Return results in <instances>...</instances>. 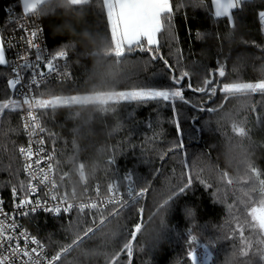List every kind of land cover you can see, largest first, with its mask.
<instances>
[{"label":"snow or ice","instance_id":"6c2138e0","mask_svg":"<svg viewBox=\"0 0 264 264\" xmlns=\"http://www.w3.org/2000/svg\"><path fill=\"white\" fill-rule=\"evenodd\" d=\"M260 5L257 18L260 31L264 33V0H260ZM94 6H98L99 13L106 18L105 36L109 46L104 53L115 60L117 78L122 86L97 95H86L77 90L58 91V85L63 86L73 80L67 61L75 44L72 41L62 42L55 50L43 47L38 42L43 28L35 20L30 24L28 18L52 15L57 7L91 11ZM19 7L22 9L19 15H13L12 6L6 9L8 22L14 25L13 31L23 32L20 40L26 46L14 60L7 58L6 40L0 34V75L6 79V88L0 98V149L7 154L8 143L15 146L11 136L18 134L20 127L12 126V114L19 116L29 142L27 146L16 148L22 158V166L13 169L10 160L8 164H0V171L13 177L6 182L11 185L13 213L22 217L35 216L40 212L51 215L64 237L63 240H53V233H49L46 244L27 228L20 227L14 214L9 216L5 213L0 202V216L3 217L0 219V264H64L74 249L91 243L106 225L119 219L124 221L120 246L104 254V264H134L135 253L146 251L144 246L137 243L138 238L157 217L164 228L165 238L169 229L166 215L177 201L194 193L197 184L209 193L213 204L225 206L227 219L220 224L211 221L200 223L198 206L185 204L183 212L188 226L185 233L175 232V235L177 238L183 237L187 244L186 261L178 260L177 264H220L222 260L224 264H264V168L258 167L249 157L240 161L232 171L213 166L202 155L189 158L183 151L185 129L181 120L198 122V118L189 116L178 107V104L188 106L213 116L232 100L240 99L244 101L241 109H246L247 115L243 120L228 123L227 128L231 133L242 139L250 138L249 116H254L255 123L264 127V64L258 69L253 68L259 73L257 78L244 79L239 74L247 58L238 56L232 67V72L237 76L229 80L227 57L221 60L218 56L215 67L211 69L202 66L196 59L185 63L187 57L180 47L176 25L177 14L188 8L205 10L207 17L216 21L224 18L228 30L223 36L216 32L222 51L223 43L232 41L236 36L239 15L254 9L255 4L250 0H210V4L208 0H177L175 4L173 0H19ZM184 19H188L186 12ZM195 35L198 40H206L212 33L197 30ZM240 42L264 53V43L243 38ZM8 44L11 47L10 39ZM166 45L169 49L167 56L162 51ZM137 54L140 55L136 59L131 58ZM143 55L147 59H143ZM60 61H65L63 70L59 66ZM157 61L161 62L162 67L156 66ZM151 67L156 68L152 73L153 79L141 80L140 74ZM26 71L29 73L27 78L24 76ZM156 77L160 79L156 80ZM186 91L207 95L213 106L194 103L185 95ZM218 94L219 99H214ZM257 96L260 99H256ZM126 102H155L170 107L176 139L170 141L166 149L153 150L162 162L175 157L181 166L179 174L175 168L166 174L161 166L153 168V178L148 179L134 170H126L122 178L115 176L108 180L106 192L102 195L99 181L89 188L83 160H73L82 169L80 180L84 195L78 197L73 190L70 196L65 184L68 169L60 170L61 160L55 149L57 134L48 133V138L53 142L51 151H45L43 136L39 139V150H33L31 138L38 132L42 134L47 131L42 115L50 112L55 116L58 110L66 109L67 118H78L80 112L73 109L92 105L103 117L117 116L118 106ZM88 122L85 119L80 127L73 128L74 136L79 134L81 127H87ZM209 123L204 121V126ZM216 123L219 127L220 121ZM122 126L117 119L109 135L119 131ZM157 139L158 133L146 138L141 145V156L148 151L147 145L154 144ZM132 147L134 149L135 145ZM71 150L73 153L79 152L75 139L72 140ZM102 150L106 151L104 148ZM116 152L115 145L107 149L104 162L106 177L110 171L116 172ZM141 162L150 163L146 160ZM21 171L26 180L19 178ZM205 172L209 173L208 177L204 175ZM213 173L214 182L210 179ZM156 179H160L159 188L154 186ZM40 192L44 193L43 196L38 195ZM90 192L95 195H90ZM150 194L154 197L153 207L146 215ZM9 220L11 222L6 223ZM159 243L158 235L156 243L147 251L151 253ZM50 245H55L51 254L47 251ZM198 249H202V252H198ZM78 259H69L67 264H74ZM144 264H150V261Z\"/></svg>","mask_w":264,"mask_h":264},{"label":"trees","instance_id":"16d2710c","mask_svg":"<svg viewBox=\"0 0 264 264\" xmlns=\"http://www.w3.org/2000/svg\"><path fill=\"white\" fill-rule=\"evenodd\" d=\"M14 1L0 0V34L4 37L7 30L5 10L10 6L14 7ZM176 2L177 0H173L174 4ZM208 3L210 4V0ZM250 3L255 4V8L239 15L236 22V36L232 41L223 43L222 51H220V42L216 39V32L223 36L228 30L224 18L219 21L209 19L206 11L201 9L188 8L178 13L176 25L180 47L183 48L187 57L185 63L196 59L200 61L202 66L211 69L215 67L218 56L221 60L227 57L228 79L232 80L237 76L236 73L232 72L233 63L238 56H241L247 58V63L239 75L244 79L257 78L259 73L253 71V68L258 69L261 64H264V53L255 48H249L240 42L243 38L264 43V33L260 31L257 18V12L261 10L260 0H250ZM185 12L188 16L187 20L184 19ZM39 22L44 30L43 35L47 49L55 50L58 45L67 41H72L75 44V48L73 52L69 53L67 61L73 80L63 86L58 85V91L61 89L65 91L77 90L82 94L95 95L122 86V82L117 78L115 60L104 53V49L109 46L105 36L107 34L106 18L99 13L98 6H94L91 11L57 7L54 14L39 18ZM197 30H206L212 35L206 40H198L195 35ZM162 51L167 56L169 51L167 45ZM138 55L140 54L131 58L136 59ZM142 58L147 59V56L143 55ZM156 66L162 67L161 62L157 61ZM155 70V67H151L148 71L142 72L140 79L152 80V73ZM203 74V69H201V75ZM155 79L159 80L160 78L156 77ZM217 80L220 78L217 77ZM5 88L6 79L0 75V98L3 97ZM185 95L194 103H202L205 107L213 106L207 95L192 93L191 91H186ZM214 99L218 100L219 94ZM256 99H260V97L257 96ZM243 103V100L234 99L213 116L207 112H198L188 106L178 104L183 112L198 118V122L191 119L181 120L185 129L183 151L188 154V157L202 155V158L213 166L228 168L229 171L235 169L245 157H249L255 161L258 167L264 168V146H261L264 145V127L255 123V117H248V127L251 129L250 138L242 139L234 136L227 128L231 120L240 121L247 115V110L241 109ZM73 111H79L80 117L67 118L66 109L58 110L55 116L49 112L41 117L47 129L46 148L50 151L53 148V142L48 138V133L57 134L55 149L61 160L60 170L68 169V178L65 181L68 189L80 187L77 173L78 164L73 163V160L78 159L83 160V170L86 171L89 185L99 181L102 189L106 187L109 179H113L115 176L122 178L126 170H134L137 174L148 179L153 178V168H160L161 166H163V171L166 174H170L173 168L176 169L177 175L179 174L181 166L175 157H169L162 162L153 150V148L166 149L169 142L176 139L169 106L158 105L155 102L147 104L126 102L118 106L117 116L108 115L107 117L101 116L96 111V107L92 105L73 109ZM262 115H264V110H262ZM85 119L89 121L87 127H81L79 134L74 136L73 128L80 127ZM117 119L123 126L119 131L109 135ZM204 121H210L209 125L204 126ZM217 121H220L219 127ZM11 124L13 127H20L18 115L12 114ZM149 124L152 125L151 128H149ZM193 129H199V131H193ZM154 133H158V139L154 144L147 145L148 151L141 156L142 143L145 142L146 138H151ZM73 139L79 144L78 153H73L71 150ZM11 140L15 141V146L8 143L7 154L0 149V164H8L11 160L12 168L16 169L21 167L16 151V148L23 143L21 131L12 135ZM114 145L117 146L116 172L110 171L106 177L104 175V162L107 157V149ZM132 145H135L134 149ZM103 148L106 150L105 152L102 150ZM62 151L64 154L60 155ZM145 160L150 161V163L141 162ZM204 175L208 177L209 173L205 172ZM19 178L24 180L22 172H20ZM10 179L13 177H10L5 171H0V196L4 199L5 204H10L13 200L11 185L6 183ZM210 179L214 182V173ZM154 186L160 187V179L154 181ZM195 188L194 193H190L188 197L177 201L173 209L166 215L169 229L165 238H163L164 228L159 223V217L138 238L137 243L144 246L146 251L135 253L134 264H144L145 261H150V264H177L178 260L186 261L187 244L183 237L177 238L175 235V232L185 233L188 226V221L183 212L185 204L198 206V221L200 223L211 221L214 224H220L227 219V211L224 205L213 204L209 193L199 184ZM153 199V195L150 194L147 199L146 215L153 207ZM123 223V219L113 220L101 232L97 233L91 243L74 249L71 256L66 257L64 264H67V260L74 257L79 258L74 261V264H104V254L110 253L112 249L120 246ZM24 227L46 244L49 233H53V240H63L64 237L58 228L57 221L49 216H29L24 222ZM173 227L175 231H173ZM158 235L160 238L159 246L149 253L147 249L156 243ZM54 248L55 245H50L47 250L53 252ZM220 264H224L223 260Z\"/></svg>","mask_w":264,"mask_h":264},{"label":"built area","instance_id":"2783aa9c","mask_svg":"<svg viewBox=\"0 0 264 264\" xmlns=\"http://www.w3.org/2000/svg\"><path fill=\"white\" fill-rule=\"evenodd\" d=\"M13 5H14V13H13V15H19L22 12V10L19 8V1L15 0ZM8 15H9L8 12L5 10V16H6V22H7V30H6V34H5L6 56H7V58L9 60H14L16 58L17 53L22 52L25 49L26 46L20 40V37L23 35V32H21L20 30L13 31L14 25H12V24H10L8 22V19H7ZM33 20H35L36 24L41 26V24L39 22V19H36L35 17H29L28 18V21H29L30 24L32 23ZM9 39L11 40V47H9V44H8V40ZM38 42L43 47L47 48L43 33L41 34ZM32 51L34 52V50H32ZM64 64H65V61H60L59 62V66H60L61 70H63ZM28 75H29V73L26 71L24 73L25 78H27ZM19 120H20V118H19ZM21 125H22V121L20 120V131H21V134H22V137H23V143L21 145L27 146V144L29 142V137L24 133ZM41 136H43V138L46 141V132L42 133V134L38 132L36 136H33L31 138L32 139V147H33L34 151H38L39 148L41 147L40 144H39V139H40ZM43 147H44L45 151H50L49 149L46 148V143H45V145ZM18 157L20 159V165L22 166V158L19 156V153H18ZM42 166L46 167V165H42ZM81 171H82L81 167L79 165H77V173H78V177H79L80 187L78 189H68L70 196H71L73 190H75V193H76V195L78 197L84 195L83 188H82V183H81V180H80ZM21 172H22L23 179L26 180V177H25L23 171H21ZM94 185L95 184L89 185V188L91 189L92 187H94ZM105 192H106V187H104L103 189L101 188V194L104 195ZM43 194H44L43 192L38 193V195H40V196H43ZM89 194L93 195V196L95 195L94 192H90ZM0 202H2V206L4 208L5 213H7L9 216H13V214H14L13 213V200H12V202L10 204H5L4 199L0 196ZM37 215H45V216L52 217L51 215L45 214L43 212H40ZM28 217H22L18 213L14 214V218L16 220V223L20 227H23V228H25L24 227V222H25V220ZM0 219H3V217L0 216ZM10 222H11L10 220L6 221V223H10ZM20 243H21V246H23V240H21ZM48 253L51 254L52 252L48 251Z\"/></svg>","mask_w":264,"mask_h":264},{"label":"rangeland","instance_id":"374dc122","mask_svg":"<svg viewBox=\"0 0 264 264\" xmlns=\"http://www.w3.org/2000/svg\"><path fill=\"white\" fill-rule=\"evenodd\" d=\"M95 95H97V94H95ZM198 252H202V249H198Z\"/></svg>","mask_w":264,"mask_h":264},{"label":"clouds","instance_id":"9594fccd","mask_svg":"<svg viewBox=\"0 0 264 264\" xmlns=\"http://www.w3.org/2000/svg\"><path fill=\"white\" fill-rule=\"evenodd\" d=\"M145 235H148L147 233H145Z\"/></svg>","mask_w":264,"mask_h":264},{"label":"crops","instance_id":"0c3cea01","mask_svg":"<svg viewBox=\"0 0 264 264\" xmlns=\"http://www.w3.org/2000/svg\"><path fill=\"white\" fill-rule=\"evenodd\" d=\"M19 1V0H18ZM20 8V7H19ZM21 9V8H20ZM22 10V9H21Z\"/></svg>","mask_w":264,"mask_h":264}]
</instances>
